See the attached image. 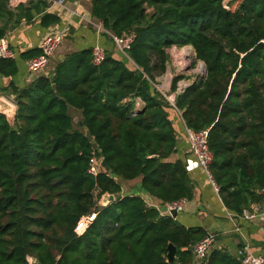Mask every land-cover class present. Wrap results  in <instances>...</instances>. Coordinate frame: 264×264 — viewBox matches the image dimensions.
Wrapping results in <instances>:
<instances>
[{
    "label": "trees",
    "instance_id": "1",
    "mask_svg": "<svg viewBox=\"0 0 264 264\" xmlns=\"http://www.w3.org/2000/svg\"><path fill=\"white\" fill-rule=\"evenodd\" d=\"M47 6L31 0L11 9L0 0V38L10 20L41 13L44 26L58 23ZM90 16L115 35L135 33L132 66L108 49L94 66L86 47L50 76L0 88L16 105L13 122L0 113V264H191L190 245L205 231L160 214L140 194L121 195L117 179L140 178L141 192L161 203L193 197L186 161L168 160L179 113L186 128L208 130L209 170L228 211L264 201V0H91ZM186 45L206 76L179 87L191 78L175 75L172 105L155 78L166 70V50ZM16 72L14 59L0 58V76ZM136 98L144 105L134 112ZM93 154L105 163L96 176L88 173ZM104 193L114 201L98 206ZM200 264L243 263L214 247Z\"/></svg>",
    "mask_w": 264,
    "mask_h": 264
},
{
    "label": "crops",
    "instance_id": "2",
    "mask_svg": "<svg viewBox=\"0 0 264 264\" xmlns=\"http://www.w3.org/2000/svg\"><path fill=\"white\" fill-rule=\"evenodd\" d=\"M30 1L22 0L19 4L29 7ZM66 1L68 2L66 6L59 4L57 0L48 2V6L44 11L58 15L60 18L58 23L44 26L40 21L41 13L35 14L29 20L22 17L16 22L15 19L7 22L5 37L9 47L15 53L13 59L17 66V72L10 78L0 76V88L6 87L9 82H13L18 87L31 82L28 79L25 64L27 59H23L20 54L32 48H39L41 39L50 33L62 31L64 36L55 54L50 58L46 71L42 74L45 76L52 74L56 64L66 54L82 48L92 47L95 44L115 51L117 58H120L119 56L124 57L115 49L106 34V36L98 34L95 28L88 23V20L92 19L90 16L91 0ZM179 87H182V85ZM0 96L11 102L16 108L10 94L0 92ZM78 118H80V114L74 116V120H78ZM172 119L177 131V146L176 152L168 160L174 161L178 158L185 160L193 184V197L184 202L182 211L177 212L175 219L185 227H201L205 233H215L216 242L214 247L224 248L232 254H236L239 247L248 244L251 254L264 257V201L259 203V207L252 218L229 212L207 176L198 168L196 160L190 152L189 143L185 136V126L182 124L180 114H173ZM125 181L128 183L125 185L121 183V195L140 194L145 201L159 203V201L144 193L131 190L133 184L140 182V178ZM254 204L256 203L250 204L243 211L253 212Z\"/></svg>",
    "mask_w": 264,
    "mask_h": 264
},
{
    "label": "built area",
    "instance_id": "3",
    "mask_svg": "<svg viewBox=\"0 0 264 264\" xmlns=\"http://www.w3.org/2000/svg\"><path fill=\"white\" fill-rule=\"evenodd\" d=\"M22 0H8V6L11 9H15ZM53 2V0H47ZM59 4L67 5L66 0H57ZM88 23L92 25L98 34H106L115 49L119 51L125 58H128L127 51L130 49L131 43L134 40L135 33L133 31L124 32L121 35H115L103 27V24L99 20H88ZM64 32L58 31L57 33H50L45 35L39 42L40 53L34 57L28 58L25 61L26 69L28 72V79L34 80L36 77L44 74L46 71L50 58L55 54L57 48L63 40ZM105 48L95 44L91 47V64L94 66L100 65L105 59ZM15 56L14 51L9 47L6 37L0 38V58L13 59ZM173 105V99L169 101ZM144 105L140 98H136L134 102V112L141 109ZM208 130L193 131L185 127V136L189 143V149L196 160L198 168L207 176L214 189L218 192L212 175L209 170V165L212 161V154L208 149L207 144ZM100 159L94 154L90 159L88 173L92 176H96L100 169ZM185 199H180L167 203H154L151 201H145L148 207L156 208L160 214L170 215V211L175 210L176 213L182 211ZM259 207V203L253 205V212L248 213L242 211L243 216L252 218L255 215ZM216 242V234L213 232H206L205 235L195 243L190 245L193 260L192 264H200L202 260L207 256L209 251L214 248ZM236 255L241 258L243 264H264V257L261 255H254L249 252V245L244 244L236 251Z\"/></svg>",
    "mask_w": 264,
    "mask_h": 264
},
{
    "label": "rangeland",
    "instance_id": "4",
    "mask_svg": "<svg viewBox=\"0 0 264 264\" xmlns=\"http://www.w3.org/2000/svg\"><path fill=\"white\" fill-rule=\"evenodd\" d=\"M230 0H224V3H228ZM188 48V47H186ZM185 48L182 47V48H177L175 46L171 47V48H168L166 51L168 53V56H169V61L167 63V67L170 68V71L167 70V67H166V70L164 73H160V74H157L156 75V83L154 84L155 85V88L161 92L165 97L166 99H168L169 101L172 100L173 98V94L170 92V84H171V81H172V78L177 75V74H183L185 76H188L190 77L191 79H182L178 82V85L181 86V85H184V84H188V83H191L192 80L195 78V77H202V73L203 71L199 70L198 69V63L200 61H196V60H192L190 63H185L187 60L186 58L184 57L182 59V65L178 66L177 64H175V61H174V56L175 54L177 53H180L182 52V50H184ZM192 49V48H191ZM194 52V51H193ZM187 55V54H186ZM125 58V57H124ZM128 61H129V66H132L131 65V61L126 58ZM185 59V60H184ZM185 63V64H184ZM198 69L199 71H195V69ZM196 69V70H197ZM69 114H71L73 117L75 115H78L80 114V111L75 109V108H72L70 107L69 108ZM121 185V183H123V185L127 184L128 182L125 181V180H122V179H117ZM132 191H135V192H141V189H140V186H139V183L136 182L135 184L132 185V188H131ZM142 193V192H141ZM97 205L99 206V202H97Z\"/></svg>",
    "mask_w": 264,
    "mask_h": 264
},
{
    "label": "water",
    "instance_id": "5",
    "mask_svg": "<svg viewBox=\"0 0 264 264\" xmlns=\"http://www.w3.org/2000/svg\"><path fill=\"white\" fill-rule=\"evenodd\" d=\"M183 47L184 48H186V47L192 48L190 45H186V46H183ZM192 50H193V48H192ZM200 62H201L202 68H203V73H202L203 75L202 76L204 77V76H206L205 64L202 61H200ZM167 70L170 71V68L167 67ZM187 85L188 84H184V85H182V87L187 86ZM172 99L174 100V96H173ZM15 110H16V108L14 107V105L11 102H9L8 100H6L2 96H0V113L5 115L6 118L9 120V122H13V118H14V115H15ZM84 131H85V137H86L87 141L92 144V148L93 149H96L97 148V143L94 141V138L91 135L90 131L87 128H84ZM101 165L104 166L105 163L101 162ZM112 201H114V195L110 194V193L102 194L100 199L98 200L99 206H107ZM176 214L177 213H176L175 210L170 211V216L172 218H176ZM167 250H168L167 255H166L167 256V261L171 262L174 259V257H175V246L172 243H169L168 246H167ZM28 261L30 263H33L35 260L32 257H28Z\"/></svg>",
    "mask_w": 264,
    "mask_h": 264
},
{
    "label": "bare ground",
    "instance_id": "6",
    "mask_svg": "<svg viewBox=\"0 0 264 264\" xmlns=\"http://www.w3.org/2000/svg\"><path fill=\"white\" fill-rule=\"evenodd\" d=\"M187 54V55H186ZM174 56V61H175V64H177L178 66L180 65H182V59L185 57H187L186 58V62L185 63H190L193 59L195 60V54H194V52H193V50L190 48V47H188V48H185L184 50H182V52H180V53H177V54H175V55H173ZM185 60V59H184ZM184 63V64H185ZM197 69V68H196ZM195 69V71H199V70H201V71H203V68H202V65H201V62H199L198 63V69L196 70Z\"/></svg>",
    "mask_w": 264,
    "mask_h": 264
}]
</instances>
